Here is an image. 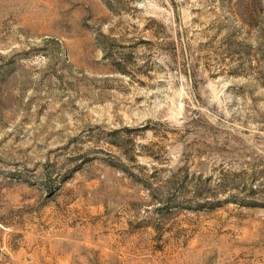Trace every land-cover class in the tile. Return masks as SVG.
I'll list each match as a JSON object with an SVG mask.
<instances>
[{"label": "rangeland", "instance_id": "obj_1", "mask_svg": "<svg viewBox=\"0 0 264 264\" xmlns=\"http://www.w3.org/2000/svg\"><path fill=\"white\" fill-rule=\"evenodd\" d=\"M0 264H264V0H0Z\"/></svg>", "mask_w": 264, "mask_h": 264}]
</instances>
